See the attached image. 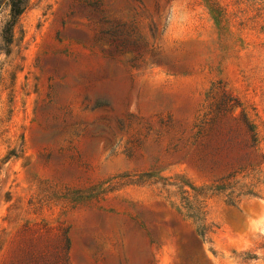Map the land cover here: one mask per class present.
<instances>
[{"label":"rangeland","instance_id":"rangeland-1","mask_svg":"<svg viewBox=\"0 0 264 264\" xmlns=\"http://www.w3.org/2000/svg\"><path fill=\"white\" fill-rule=\"evenodd\" d=\"M206 115L254 126L251 195ZM0 264H264V0H0Z\"/></svg>","mask_w":264,"mask_h":264},{"label":"trees","instance_id":"trees-1","mask_svg":"<svg viewBox=\"0 0 264 264\" xmlns=\"http://www.w3.org/2000/svg\"><path fill=\"white\" fill-rule=\"evenodd\" d=\"M23 9L19 6H12V18L15 20ZM233 101V100H231ZM237 106L232 104V108ZM217 109V107H216ZM240 124L243 134L240 133ZM198 139L208 140L207 152L201 162L210 173H216L212 187L217 194L228 192V197H239L251 195L247 191L248 183L243 181L247 170L253 171L259 164L260 152L258 149V138L254 126L247 121L235 122L230 133L225 132L224 124L217 123L214 118L207 115L197 125ZM232 133V134H231ZM222 173L221 175H219ZM237 196H234L235 193ZM203 242L204 234H195Z\"/></svg>","mask_w":264,"mask_h":264}]
</instances>
